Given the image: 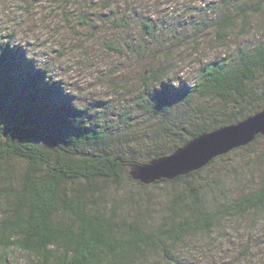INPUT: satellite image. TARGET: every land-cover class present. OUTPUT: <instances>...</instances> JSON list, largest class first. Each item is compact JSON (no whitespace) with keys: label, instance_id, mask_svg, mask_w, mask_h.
<instances>
[{"label":"trees","instance_id":"trees-1","mask_svg":"<svg viewBox=\"0 0 264 264\" xmlns=\"http://www.w3.org/2000/svg\"><path fill=\"white\" fill-rule=\"evenodd\" d=\"M107 1L104 17L118 27L127 24ZM220 3L213 23L219 40L237 28L248 33L250 16L261 11L242 0ZM145 21L142 37L124 45L142 60L150 50L160 53L165 42L164 51L173 46L172 40H157V48L148 43L161 30ZM12 36L3 42L0 34V264H10L6 256L13 249L39 264H145L154 254L183 264L174 248L183 249L197 235L219 230L223 240L231 234L228 227L236 232L247 223L254 232L264 222V169L255 183L249 177L239 185L254 162L229 165L234 153L264 136L171 180L144 184L129 174L133 165L169 155L264 107V33L204 65L190 84L172 86L165 78L170 65L150 60L133 103L139 123L129 122L127 110L101 105L89 113L77 105L46 82L47 69L36 70ZM154 203L157 211L150 209Z\"/></svg>","mask_w":264,"mask_h":264},{"label":"rangeland","instance_id":"rangeland-1","mask_svg":"<svg viewBox=\"0 0 264 264\" xmlns=\"http://www.w3.org/2000/svg\"><path fill=\"white\" fill-rule=\"evenodd\" d=\"M105 0H0V34L3 36L1 41L8 39L12 34L13 43L18 45L21 53H26V57L36 60L39 65L47 69V74L52 69L56 59L64 54L63 45L60 48L45 49L47 41L34 43L31 37L41 26L50 32L67 31L73 38L94 37L101 44V51L110 58L111 64L120 72L113 83L116 85L115 95L104 94L103 97L94 98L89 96L84 98L83 90L77 85L71 87L81 93L80 96L72 100L89 113L94 109H102L101 105L108 106L110 111L127 110L126 115L129 122H136L135 116L139 110L133 105L135 98L141 92L142 85L139 77L152 63L170 65L171 61L178 58L191 55L192 51L206 41H211L215 36L214 19L218 13L220 0H155L154 4L150 0H112L114 7L119 10L121 16L127 18L128 23L120 22L123 26L118 27L116 22L107 20L102 13H106ZM108 0V3H113ZM240 1V0H238ZM248 4L258 5L260 13H253L248 27L249 32L238 30L231 32L228 41L234 44H253L258 41L264 33V0H242ZM156 23L159 26L158 36L148 38L153 42L154 47L157 40L161 42L173 41L170 45V51H164L169 47L165 42L164 48L160 53H154L150 50L149 58L138 59L131 54L124 46L128 38L142 37L140 34L142 22ZM155 26V25H153ZM173 34L177 38L173 37ZM53 43H58L53 41ZM236 47V46H235ZM157 48V47H155ZM159 48V47H158ZM121 49L124 54L119 52ZM148 50V51H149ZM147 51V52H148ZM233 52L231 47L222 56ZM129 54V55H127ZM221 58L218 56L216 59ZM77 63H81L77 61ZM209 62L203 64L206 65ZM192 78L188 82L179 83L190 84L195 80ZM83 80V76H81ZM167 80V79H166ZM169 82V81H168ZM53 83V82H51ZM176 86V81L170 82ZM59 86L60 83H54ZM65 87H69L66 85ZM107 104V105H106ZM131 107V109H129ZM140 117V114H139ZM142 121L140 118L137 122ZM136 122V123H137ZM142 124V122H141ZM131 132V130H130ZM260 141V142H259ZM258 144L251 146L250 149L243 152L234 153V168H241L247 165L249 161L252 168L245 171L246 175L240 176L239 185L244 184L247 179L252 178L255 183L264 169V140L260 139ZM221 166V165H220ZM220 166L216 167L219 168ZM228 166V164H227ZM250 173L251 175H248ZM230 178L225 182L229 183ZM161 189H170V186L159 187ZM113 190V188H111ZM161 189H158L160 192ZM157 203L158 200H155ZM154 203L151 210L157 211L158 204ZM145 209L144 206L139 207ZM226 239L219 240L220 231L217 230L211 235H197L191 239L190 243L183 249L174 248L176 255L183 264H264V222L261 223L254 232L251 230V224L245 223L236 228L239 231H232L230 227ZM145 264H169L165 259L154 256ZM10 264H39L38 260L32 255L21 252L18 249L10 250L6 256ZM164 260V261H163ZM136 264H144L137 262Z\"/></svg>","mask_w":264,"mask_h":264},{"label":"clouds","instance_id":"clouds-1","mask_svg":"<svg viewBox=\"0 0 264 264\" xmlns=\"http://www.w3.org/2000/svg\"><path fill=\"white\" fill-rule=\"evenodd\" d=\"M150 3L154 4L155 0H150ZM31 39L34 43L47 41L44 50L53 47L60 48L61 45L66 49L64 54L56 59L47 75L36 60L31 57L26 58L24 51V58L32 61L36 70L44 72L46 82L60 83L64 95L73 98L81 95L71 85H77L82 89V95L85 99L89 96L100 98L106 93L115 95L116 85L113 81L119 77L120 72L111 64L110 58L101 51V44L96 38H73L67 31L50 32L41 26ZM53 41L58 43H53ZM3 45L0 44V46ZM229 47L234 50L235 44L228 40H219L213 37L211 41H206L196 47L191 55L172 60L165 78L169 82L175 80L176 86H179L181 80L188 82L199 75V70L204 63L212 62L218 56L222 57ZM77 61L81 63L78 64ZM81 76H83V80ZM66 85L69 87H65ZM4 130L5 124L0 123V134ZM150 259H155V257Z\"/></svg>","mask_w":264,"mask_h":264},{"label":"water","instance_id":"water-1","mask_svg":"<svg viewBox=\"0 0 264 264\" xmlns=\"http://www.w3.org/2000/svg\"><path fill=\"white\" fill-rule=\"evenodd\" d=\"M257 135L264 136V107L237 123L199 134L169 155L133 165L129 174L144 184L160 179L171 180L206 166L232 149L247 145Z\"/></svg>","mask_w":264,"mask_h":264}]
</instances>
